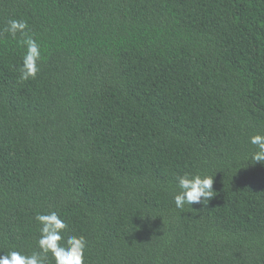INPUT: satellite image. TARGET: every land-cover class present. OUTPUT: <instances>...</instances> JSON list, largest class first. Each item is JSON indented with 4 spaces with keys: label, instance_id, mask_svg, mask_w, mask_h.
I'll return each mask as SVG.
<instances>
[{
    "label": "trees",
    "instance_id": "obj_1",
    "mask_svg": "<svg viewBox=\"0 0 264 264\" xmlns=\"http://www.w3.org/2000/svg\"><path fill=\"white\" fill-rule=\"evenodd\" d=\"M12 19L44 58L20 83L0 36V251L57 211L86 264H264V0H0ZM197 170L216 197L181 212Z\"/></svg>",
    "mask_w": 264,
    "mask_h": 264
},
{
    "label": "clouds",
    "instance_id": "obj_2",
    "mask_svg": "<svg viewBox=\"0 0 264 264\" xmlns=\"http://www.w3.org/2000/svg\"><path fill=\"white\" fill-rule=\"evenodd\" d=\"M4 33L14 39L19 37L18 43L25 49L18 65V82L35 80L44 57L40 42L29 32L27 20H9L0 36ZM248 143L252 147L245 159L251 164H264V133L250 135ZM214 179L215 176L200 170L177 175L171 191L175 207L183 212L186 206L192 208L194 204L205 205L212 200L216 197ZM35 221L39 233L36 250L27 252L13 246L0 251V264H86V237L70 234L67 221L57 211L38 213Z\"/></svg>",
    "mask_w": 264,
    "mask_h": 264
}]
</instances>
